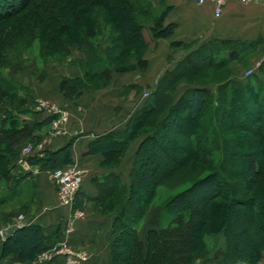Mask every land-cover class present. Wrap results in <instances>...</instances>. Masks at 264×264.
I'll list each match as a JSON object with an SVG mask.
<instances>
[{"label": "trees", "instance_id": "16d2710c", "mask_svg": "<svg viewBox=\"0 0 264 264\" xmlns=\"http://www.w3.org/2000/svg\"><path fill=\"white\" fill-rule=\"evenodd\" d=\"M60 1L61 4L51 0H0V21L35 5L42 13L38 34L40 51L45 52L52 47L57 52L58 61L65 62L71 57V47L77 45L80 58L74 59L73 63L81 77L61 82V93L67 98L107 86L112 75L124 72V69L144 70L146 61L142 52L148 46L142 36L144 31L151 32L152 40L168 38L173 32V25H163L165 8L162 2L157 7L153 0ZM100 16L109 25L107 40L113 45L114 61L135 45V65L125 68L120 65L114 69L106 61L94 43V19ZM144 19L151 23L143 22ZM258 46V42H212L190 52L174 68L163 73L155 88L146 95L141 109L131 117L125 131L108 134L96 142L105 148L101 149L104 161L119 162L129 144L138 137H144L134 155L129 187L119 183L116 176L108 175L100 184L94 200L98 205L109 198L118 200L108 244L109 264H132L133 256L140 264L242 263L241 254L234 251L233 244L230 249L218 246L210 250L205 243V239L213 235L224 239L226 245L232 243L240 232L235 217L241 211L246 212L248 225L254 229L249 263L257 264L261 260L264 250V167L258 171L249 158L247 169L237 171L233 164L239 153L231 154V151L238 146L236 144H242L239 141L244 145L254 142L224 135L236 129L252 134L264 160V58L242 80L228 74L219 82H203L211 72L230 71L232 63L248 62L256 55ZM192 81L196 83L191 84ZM182 84L187 88L175 100L173 94ZM14 87L13 83L6 84L0 80V92L9 101L13 99ZM131 89L137 92L140 88L131 86ZM0 112L4 114L0 119V188L17 183L11 170L27 146L32 148L27 157L31 165L52 171L68 164L65 163L68 162L69 145L56 152L43 150L39 156L36 147L40 137L34 133L41 124H17V119L10 116L5 108H0ZM27 140L30 144L23 147ZM148 146L173 160L177 170L189 171L193 165H199V169L195 173L198 177L188 186L169 195L159 205L161 225L147 232L146 250L143 252L137 231L157 194L156 187L141 188L146 180L141 158ZM250 176L257 178L260 197L257 196L259 199L256 200L260 203L258 206L255 203V206L263 213L260 220L255 214L253 201L237 199V195L242 194L240 181ZM10 190L6 198L0 197V204L15 197ZM57 240L45 236L38 226L25 225L11 232L1 243L0 260L19 257L24 263L49 249ZM124 248L125 257L120 251ZM171 255L174 256L172 259Z\"/></svg>", "mask_w": 264, "mask_h": 264}, {"label": "crops", "instance_id": "0c3cea01", "mask_svg": "<svg viewBox=\"0 0 264 264\" xmlns=\"http://www.w3.org/2000/svg\"><path fill=\"white\" fill-rule=\"evenodd\" d=\"M157 1L162 2L165 8L163 25H173V32L168 38L152 40L151 56L145 55L143 58L146 61L142 70L144 74L140 75L139 70H135L137 74H130L132 71L129 74L114 73L107 86L67 98L61 93V82L81 77L79 69L73 63L80 56H71L60 63L61 67L56 68L55 74L48 75L45 83L41 85V92L38 93L41 96L39 100L67 113V120L59 126L58 134H55V129L51 126L57 115L50 110L33 113L32 107L26 106V113L30 112L32 115L26 119L28 124H41V128L34 134L40 137L38 144L42 145V151L56 152L69 145L68 162L65 164L78 165L86 175L72 206L68 208L58 205L55 190L48 179L50 171L38 165H32L30 172L24 171L22 178H15L22 169L15 165L11 174L17 183L9 187L10 191L27 195L24 200L25 209L21 213L25 218V225L38 226L45 236L58 238L49 249L64 241L70 249L83 250L88 254L89 259L85 264H109L108 244L111 241L115 211L100 213L98 203L94 200L100 184L108 175L116 176L119 183L129 187L134 155L144 137L133 140L120 161L112 166L104 161L101 149L105 148L96 142L108 134L125 131L131 117L143 106L146 98L144 95L148 96L163 73L174 68L190 52L212 42H258L256 55L252 57L256 58L255 66L258 67L264 58L262 6L255 3L244 4L239 0H226L222 14L215 17L213 6L209 2L198 4L194 0ZM236 78L242 80L241 77ZM48 86L51 90H48ZM131 86L140 89L136 92ZM186 88V85L179 86L173 98H179ZM23 144L29 145L30 142L27 140ZM76 212L82 213V217L75 218ZM12 222L13 220L10 223ZM158 225V212L151 216L149 211L147 219L137 231L143 252L146 250L147 232L157 229ZM35 260L33 258L21 264H37L34 263ZM49 264H64V258L56 257Z\"/></svg>", "mask_w": 264, "mask_h": 264}, {"label": "rangeland", "instance_id": "374dc122", "mask_svg": "<svg viewBox=\"0 0 264 264\" xmlns=\"http://www.w3.org/2000/svg\"><path fill=\"white\" fill-rule=\"evenodd\" d=\"M52 2H56V4H61L62 1L58 0H51ZM58 1V3H57ZM151 1V0H150ZM155 6L158 7L160 3L157 0H153ZM41 12L35 8V5L30 6L27 10L22 11L6 20L0 21V80H4L7 83H13L15 85V92L12 101H9L7 97H5L0 92V108H5L7 112H9L10 116L16 118L17 124L27 123L26 120L31 115L30 112L26 113V106L30 105L32 107V112H40L42 110H37L38 103L44 100H39L41 96L38 95L41 92V85L45 83L46 78L49 74H55L56 68L61 67L60 62L58 61L57 52L52 50L50 47L45 52L40 51L41 41L39 40V32L41 28ZM96 25V33L94 36V43L97 45L100 51H102L105 59L112 68H117L120 65L125 66H132L137 63L135 52L137 51V47L132 46L124 51L117 61H114L115 51L112 50L111 47L113 45L111 42L107 40L108 37V28L109 25L106 21L103 20V17H97L94 19ZM145 23H148V19H144ZM151 23V22H150ZM143 39L148 42L147 48L143 50L142 57L144 56H151V32L147 29L143 33ZM77 45H73L71 47V56H78L79 52L76 50ZM260 57V55H259ZM254 58V56H253ZM251 58L248 62L244 63H237L229 66L230 71L222 70V71H214L208 74V78L203 79V82H219L223 80L228 74L234 75L236 77H241L244 79L248 71L256 69V58ZM251 61V62H250ZM228 68V69H229ZM130 74H137L134 69L125 70L123 73L131 72ZM134 71V72H133ZM140 71V70H139ZM228 71L227 74L225 72ZM140 75L144 74L140 71ZM230 72V73H229ZM139 75V76H140ZM221 77V78H219ZM261 78V76H260ZM196 82L192 81L191 84ZM183 85V84H182ZM186 85V84H185ZM181 86V85H180ZM179 87V86H178ZM48 90H51L50 86H48ZM35 99V100H34ZM46 102V101H45ZM48 103V102H47ZM49 104V103H48ZM51 105V104H50ZM4 117V114L0 112V119ZM56 119V118H55ZM54 119V120H55ZM53 120V121H54ZM23 122V123H20ZM52 126V123H51ZM236 137V139L246 140L249 139L252 142H257L255 137L250 133H245L242 130H231L228 134L224 135L225 137ZM242 144L238 145L231 151V154H236L233 166L238 171H244L247 169V162L249 158L254 161L255 168L260 171L261 167H264V160L262 155L259 153L256 144H246L244 145L243 141H239ZM27 145H24L25 147ZM37 146H41L38 144ZM144 150V155L142 156V164L143 170L145 173V182L142 184V189L148 188H155L157 190L156 197L154 198L149 211L151 212V216L158 212L159 214V205L169 196L174 194L178 190L184 189L188 184L193 181L197 174H195L198 169L199 165H193L191 170H177L173 160L167 159L166 156L155 149L154 147L148 146ZM42 152V150H41ZM152 152V153H151ZM147 155V156H146ZM243 155V156H242ZM234 156V155H232ZM243 157V158H242ZM247 157V158H244ZM117 159V158H116ZM118 161H110V166L115 165L113 163H117ZM233 162V160H232ZM112 163V164H111ZM66 167V166H65ZM64 168V167H63ZM202 168V167H200ZM263 169V168H262ZM203 170L207 172V169L204 167ZM204 172V173H205ZM25 174L24 170L21 169V172L18 173L15 178H22V175ZM195 177L193 178V176ZM251 176L246 178L245 181L241 180L242 186L240 187L241 191L237 195V199H250L254 202V208L259 205L260 193L259 189L257 188V178H252ZM254 179V180H253ZM18 180V179H17ZM19 179L18 181H20ZM256 181V182H255ZM14 182V181H13ZM12 183V182H11ZM13 184V183H12ZM12 184L3 185L0 188V197H5L9 194L8 189ZM248 189V190H246ZM26 194L16 193L15 197L10 198L8 201L0 204V228L6 226V224L10 223L14 220L19 214L23 213L25 209L24 200L26 199ZM258 196V197H257ZM256 203V206H255ZM118 205V200L116 198H109L103 201L101 205H97L98 210L100 213L107 214L115 210ZM261 212V211H260ZM257 208L255 209V214L257 213V218L260 220L263 216V213H260ZM147 215L141 221L139 227L142 226V223L145 219H147ZM5 218V219H4ZM235 219L237 220V226L239 228V234L233 238L232 243L224 242V239H218V236H211L205 239L206 246L212 250L218 246L220 248L226 249L227 246L230 249L231 245L234 248V251L241 254V259H243L242 263L238 264H250L249 259L252 253V243H251V233L253 230L248 225L247 222V214L244 211H241L238 215L236 214ZM161 225V222H160ZM157 226V228L160 227ZM138 227V229H139ZM3 241L0 240V245ZM49 249L45 250L44 252L48 251ZM79 253H86L83 250H74ZM124 253L125 257V248L120 250ZM40 253L39 255L35 256L34 263L37 264H47L50 263L51 260H41V255L44 253ZM263 256L261 260L257 264H264V250H262ZM87 254V253H86ZM176 254V251H175ZM123 257V255H122ZM174 256H170L172 259ZM33 259V258H32ZM23 263L19 257L10 258L7 257L4 260H0V264H21ZM25 263V262H24ZM65 264V263H64ZM132 264H140L139 261L133 256ZM179 264V263H178ZM182 264V263H181Z\"/></svg>", "mask_w": 264, "mask_h": 264}, {"label": "built area", "instance_id": "2783aa9c", "mask_svg": "<svg viewBox=\"0 0 264 264\" xmlns=\"http://www.w3.org/2000/svg\"><path fill=\"white\" fill-rule=\"evenodd\" d=\"M198 4L209 2L214 9L215 17H219L222 14L223 6L226 0H194ZM241 3H255L264 8V0H239ZM251 71H248L246 76L250 75ZM146 97V94L144 95ZM37 110H50L53 114L57 115L56 119L52 122V127L55 129V134H58L59 126L67 120V113L63 110L48 104L45 101L38 103ZM41 146L36 147V152L41 156ZM32 152L31 146H27L22 149L15 164L18 167H22L25 172L32 171V165L28 162L27 157ZM85 171L76 164L67 165L64 168L52 170L48 174V179L51 186L54 188L58 205L63 207H71L75 197L81 189L83 180L85 178ZM75 218L82 217V213L76 212ZM25 218L23 214H19L12 223L6 224L0 228V240L4 241L11 232L15 229H19L25 226ZM56 257H63L65 264H85L89 256L86 253H79L70 249L66 242H59L48 251L41 255V260H51Z\"/></svg>", "mask_w": 264, "mask_h": 264}]
</instances>
